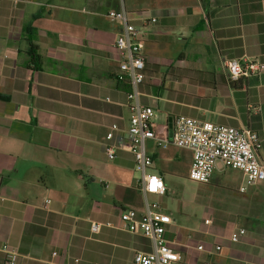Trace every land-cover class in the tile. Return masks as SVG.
<instances>
[{
	"label": "crops",
	"instance_id": "0c3cea01",
	"mask_svg": "<svg viewBox=\"0 0 264 264\" xmlns=\"http://www.w3.org/2000/svg\"><path fill=\"white\" fill-rule=\"evenodd\" d=\"M122 8L145 33L141 102L161 133L180 116L251 129L264 162V72L231 83L224 69L227 60L264 64V0H0V246L18 264H132L153 245L123 230L120 212L156 203L166 213L173 180L181 170L189 177L192 151L149 141V173L166 194H144L132 153L119 148L130 89L116 79L122 26L106 15ZM225 169L202 184L212 193L210 206L197 203L203 222L181 210L180 224L169 213L165 238L180 264H264V182L242 173L225 185L217 174Z\"/></svg>",
	"mask_w": 264,
	"mask_h": 264
},
{
	"label": "built area",
	"instance_id": "2783aa9c",
	"mask_svg": "<svg viewBox=\"0 0 264 264\" xmlns=\"http://www.w3.org/2000/svg\"><path fill=\"white\" fill-rule=\"evenodd\" d=\"M14 4L22 0H8ZM111 23L120 24L122 30L115 42V49L119 56V71L116 79L129 86L128 106L131 112L129 128L124 132V142L119 148H127L132 153L135 162V170L140 175V190L144 194H157L164 196L166 186L164 180L149 173L153 164L147 143L155 142L159 148L175 146L187 149L193 153V163L189 171V179L199 184H208L214 172L221 164L224 168L241 171L250 184L264 182V162L260 159L258 151L262 144L259 135L251 129H237L216 125L185 116L177 117L172 122L171 132L166 129L162 134L155 123L156 112L141 102V86L146 80V68L148 57L143 53V30L138 28L131 20L127 11L111 10L107 13ZM156 23L157 19H151ZM224 69L229 82H237L251 76H258L264 72V64L253 61L240 62L227 60ZM118 126L113 125L112 131ZM113 137L109 133L108 139ZM116 148L108 146L106 154L113 161ZM244 191V189H241ZM47 203H50L48 200ZM121 228L131 234L142 235L151 241L152 251L139 252L134 255L132 264H180L181 253L169 244L165 238L168 226L173 218L163 212L159 204H149L144 212L125 209L120 212ZM206 220V224H210ZM101 224L92 223L91 232L99 234ZM246 231L240 229L231 238L232 242H238ZM203 250V246H198ZM217 251L221 247H216ZM0 252L6 254L5 264H18L19 254L7 244L0 246Z\"/></svg>",
	"mask_w": 264,
	"mask_h": 264
},
{
	"label": "rangeland",
	"instance_id": "374dc122",
	"mask_svg": "<svg viewBox=\"0 0 264 264\" xmlns=\"http://www.w3.org/2000/svg\"><path fill=\"white\" fill-rule=\"evenodd\" d=\"M156 122L159 123L158 120ZM181 171L182 174L173 180L172 196L165 198L167 204L166 213H171L180 224H184L181 219V216H183L181 210L189 211L192 214L191 217L196 218L197 222L201 223L205 219L206 214L204 208L199 207L197 203L201 202L204 206H210V196L212 193L207 191V189L203 190L204 185L190 181L186 170ZM224 172L221 175L217 174L223 179L225 185L229 184L234 187L244 179L241 171L226 168ZM252 189L255 188L253 187Z\"/></svg>",
	"mask_w": 264,
	"mask_h": 264
},
{
	"label": "trees",
	"instance_id": "16d2710c",
	"mask_svg": "<svg viewBox=\"0 0 264 264\" xmlns=\"http://www.w3.org/2000/svg\"><path fill=\"white\" fill-rule=\"evenodd\" d=\"M35 57V55H33Z\"/></svg>",
	"mask_w": 264,
	"mask_h": 264
},
{
	"label": "water",
	"instance_id": "95a60500",
	"mask_svg": "<svg viewBox=\"0 0 264 264\" xmlns=\"http://www.w3.org/2000/svg\"><path fill=\"white\" fill-rule=\"evenodd\" d=\"M171 132V131H170Z\"/></svg>",
	"mask_w": 264,
	"mask_h": 264
}]
</instances>
